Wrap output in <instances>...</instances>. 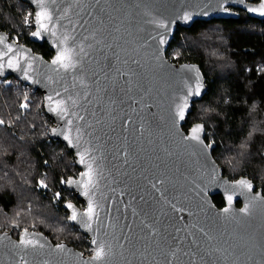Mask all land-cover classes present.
I'll use <instances>...</instances> for the list:
<instances>
[{
	"label": "water",
	"instance_id": "1",
	"mask_svg": "<svg viewBox=\"0 0 264 264\" xmlns=\"http://www.w3.org/2000/svg\"><path fill=\"white\" fill-rule=\"evenodd\" d=\"M22 1L32 7L34 15L40 10L34 0ZM262 5L264 0L49 2L55 17H61L55 27L57 36H68V44L75 50L76 66L68 70L53 64L62 45L50 33L30 35L32 42L48 44L53 54L48 59L31 46L14 43L0 23V55L7 53L0 59L4 65L0 78L15 77L43 95L46 113L55 122L51 137L68 146L80 171L67 180L66 187L83 206L66 201L68 221L89 238L93 248V254L87 255L66 240L54 242L41 231L25 229L15 237L12 231L0 229V264H165V255L188 232L196 233L198 243L190 248L191 237L180 243L183 251H177L173 264H264V189L248 176L233 180L224 175L213 153L217 144L207 142L204 123L184 128L194 103L205 96L209 84L198 63H176L167 56L180 28H189L197 21L240 18L239 10L264 20L258 11L248 10ZM161 23L167 27L159 26ZM161 37L165 43H160ZM10 58L14 67L8 66ZM117 69L128 75L121 77ZM197 76L202 85L200 95L188 97L184 120H174L176 105L189 88L195 89ZM69 97L77 101L76 105ZM133 99L140 103L134 104ZM59 100L66 101L68 107L63 119L51 110ZM128 117L132 119L125 126ZM197 125L203 126L199 133L203 144L186 139ZM141 126V131H136ZM80 153L93 168L95 187L87 196L80 185L69 183L80 181L88 171L87 163H80ZM145 176L166 177L164 186L179 197L188 212L172 213L159 201ZM240 181L250 183L251 190L241 187ZM215 195L223 197V207L216 205ZM228 195L233 196L231 205ZM89 199L99 214V219L93 218L91 229L79 222ZM246 206L245 213L242 210ZM73 211L76 220L71 219ZM179 215L185 219L179 220ZM145 224L159 229V233L149 236ZM177 227L180 233L175 232ZM200 228L211 239L205 238ZM22 239H30L36 246L25 247ZM99 243L104 244L107 254L95 260Z\"/></svg>",
	"mask_w": 264,
	"mask_h": 264
},
{
	"label": "trees",
	"instance_id": "2",
	"mask_svg": "<svg viewBox=\"0 0 264 264\" xmlns=\"http://www.w3.org/2000/svg\"><path fill=\"white\" fill-rule=\"evenodd\" d=\"M33 11L22 0H0V23L50 59L48 44L32 42L25 25ZM239 11L240 18L180 28L167 56L177 63H198L209 84L184 128L204 123L207 142L217 144L213 153L224 175L233 180L248 176L264 189V20ZM0 121V229L15 237L34 229L89 253V238L69 223L64 208L66 201L83 206L66 187L80 171L68 146L51 137L55 122L46 113L43 95L15 77L3 79ZM213 199L219 207L225 204L221 195Z\"/></svg>",
	"mask_w": 264,
	"mask_h": 264
},
{
	"label": "snow or ice",
	"instance_id": "3",
	"mask_svg": "<svg viewBox=\"0 0 264 264\" xmlns=\"http://www.w3.org/2000/svg\"><path fill=\"white\" fill-rule=\"evenodd\" d=\"M34 2L39 6L40 10L35 13V23L37 24L38 27H37V30L32 33V35L35 37H40L41 33H45V34L50 33L51 36L55 37L56 40L62 45V47L60 48V50L57 53L56 58L53 60V64L58 65L59 68H63L64 70L74 68L76 66L75 59H74L75 50H74V48H72L68 44L69 37L64 36L63 39H60V37L57 36V32L55 30L56 23L59 22L61 17H55L54 12L47 6L49 2H51L52 4H55L56 0H34ZM248 10L249 11H258L260 13V15L264 16V5H262V7L260 9L249 8ZM185 19H190V17L185 15ZM159 26L167 27V25H164L162 23ZM0 43H3L2 39H0ZM160 43H165V40L163 37H161ZM11 51H12L11 46H8V52H11ZM3 55H7V53H3L2 55H0V59L3 58ZM116 58H117V60L120 59L119 54H117ZM133 62H135V61H133ZM125 63H127V61H125ZM8 66L14 67L13 61L11 58L8 60ZM3 67H4V65L2 63H0V69H3ZM116 71L119 73V75L121 77H125L128 75L127 72L121 71L120 69H117ZM0 74H2V73H0ZM25 74H27V73H25ZM196 85L197 86L195 87L194 90L192 88H189L188 93L182 98V101L176 105L174 120L175 119L184 120L185 119V113H186L188 106H189L188 105V97L192 96V95H197V96L200 95V88L202 87V85L199 84V77L198 76L196 77ZM131 90H132L131 87H129L128 91H131ZM57 95H59V93H57ZM48 99L50 102L52 101L51 96H49ZM68 99L71 101V103L73 105H76V103H77L76 100H73L71 97H69ZM129 99H131V97H129ZM132 102L134 104L140 103L139 100H135V99H133ZM54 103H55V107H53L51 110L53 112H59L61 114V118L63 119V117L68 114V107L66 105V101L59 100V101H55ZM145 107H147V105H145ZM79 119L83 120L84 117L79 116ZM131 119H132L131 117H128L125 120V122H124L125 126H127V124L129 123V121H131ZM0 123H2V121H0ZM67 123L71 124L72 121L68 120ZM141 129H142V126H141V128L136 129V131H141ZM55 131L56 130H54V132ZM202 131H203V126L197 125L195 128L192 129V135L190 137H186V139H192V140L199 142L200 144H203V141L201 140L200 135H199V133H201ZM77 132H79V129H77ZM58 134H60V133H58ZM141 134H142V132H141ZM64 138L69 141V144L72 143V141L68 135H65ZM80 163H82V164L87 163L85 158H84V153H80ZM87 168H88V171L82 174L83 179H81L80 181H69L70 184L76 183V184L80 185L82 188H84L83 194L85 196L88 195L90 188L95 187V183L93 180L92 164L87 163ZM144 180L151 187V189L156 194L159 195V201L161 203L167 205L170 208L172 213L180 214V213L188 212V209L182 204L179 197L172 195L169 188L164 186L166 183V180H167L166 177H164V178L156 177L154 179H149L147 176H145ZM41 183H43V182H41ZM239 184L241 185V187L246 188L249 191L252 188V185L250 183H248L247 181H240ZM57 195H59V194H57ZM141 199H143V197H141ZM232 200H233V196L228 195L227 201H228L229 205H231ZM68 207L71 208L72 205H68ZM224 211L228 212L229 209L226 208V209H224ZM242 211H244L246 213L248 211L247 206ZM133 213L135 214V210H133ZM189 215H191V213H189ZM93 218L99 219V214L96 212L95 207L93 206L92 200L89 199L87 211L85 213L81 214V218H80L79 222L85 228L91 229V222H92ZM71 219H73V220L77 219V213L75 211H73ZM184 219H185V217L183 215H179V220L183 221ZM142 223H143V221H142ZM144 226L146 228L150 229V232L148 233L149 236H155L159 233V229L153 228L152 225H150V224H145ZM185 227H187V226H185ZM192 227L195 228L196 225H192ZM175 232L180 233L181 229L179 227H177L175 229ZM199 232L202 233L205 238L211 239V237L208 236V234L204 231L203 228H200ZM190 237H191L190 248H191V246L197 245L198 241L196 238V233L195 232H188L187 235L182 236L180 238V240H177L176 247L170 249L169 252L165 255V258H164L165 264H173V260L178 259L177 251H183L182 249L179 248L180 243H182L183 241H188ZM172 238L176 239L175 236H173ZM93 243H97V241L93 240ZM21 244L24 245L25 247H28V246L35 247L36 246L34 244V242L30 239H22ZM40 247H43V245H40ZM58 247L60 248L61 251H63L62 245H60ZM106 254L107 253L105 252L104 244L99 243L97 246V250H96L94 259L95 260H101L104 258V256ZM183 254L189 255V252H184Z\"/></svg>",
	"mask_w": 264,
	"mask_h": 264
},
{
	"label": "built area",
	"instance_id": "4",
	"mask_svg": "<svg viewBox=\"0 0 264 264\" xmlns=\"http://www.w3.org/2000/svg\"><path fill=\"white\" fill-rule=\"evenodd\" d=\"M35 29H36L35 15H33V17H32V21H31V23H30V34H29V35H31V34L35 31ZM10 37H11V40H12L14 43H20V44H22V45H27V39H26V37H21V36L18 35V34L10 35ZM2 81H3V78H0V82H2ZM22 85H23V87H27V86H28V85H26V84H24V83H22ZM28 87H30L31 91H36V89H34L33 87H31V86H28ZM27 91H28V90L26 89L25 92H27ZM91 254H93V251H91V252L89 253V255H91Z\"/></svg>",
	"mask_w": 264,
	"mask_h": 264
},
{
	"label": "rangeland",
	"instance_id": "5",
	"mask_svg": "<svg viewBox=\"0 0 264 264\" xmlns=\"http://www.w3.org/2000/svg\"><path fill=\"white\" fill-rule=\"evenodd\" d=\"M34 15V11L31 13H29L25 19V25L28 27V29H30V23L32 21V17ZM27 21V22H26ZM30 31V30H29ZM171 60V59H170ZM177 63V62H176ZM80 206L82 207V205L80 204ZM34 230V229H33ZM23 231V230H21ZM19 231V233L21 232ZM91 251H93V248H89L88 252L90 253ZM89 253H87V255H89Z\"/></svg>",
	"mask_w": 264,
	"mask_h": 264
},
{
	"label": "flooded vegetation",
	"instance_id": "6",
	"mask_svg": "<svg viewBox=\"0 0 264 264\" xmlns=\"http://www.w3.org/2000/svg\"><path fill=\"white\" fill-rule=\"evenodd\" d=\"M224 205H225V204H224ZM224 205H223V206H224ZM241 205H242L241 203H238V206H241ZM223 206H222V207H223Z\"/></svg>",
	"mask_w": 264,
	"mask_h": 264
}]
</instances>
